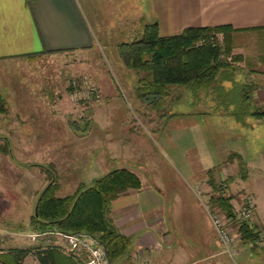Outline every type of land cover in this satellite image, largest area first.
I'll return each instance as SVG.
<instances>
[{
    "label": "rangeland",
    "instance_id": "rangeland-1",
    "mask_svg": "<svg viewBox=\"0 0 264 264\" xmlns=\"http://www.w3.org/2000/svg\"><path fill=\"white\" fill-rule=\"evenodd\" d=\"M80 3L96 30L94 48L0 61V97L8 109L0 115V236H11L5 242L4 237L0 238V251L38 244L41 248L57 247L67 254L66 244L58 236L37 237L33 232L35 236L29 237L37 200L49 184L47 169L55 174V195L63 197L75 193L81 183L91 184L105 174L88 169L98 167L100 158L107 159L103 163L108 171L120 166L111 157L130 156L132 151L136 161L143 158L140 163L145 162L155 171L151 175L160 186L175 188L176 195H182L183 189L190 191L198 184V178L190 177L191 168L197 171L208 165L198 162L199 155L217 164L224 157L221 150L240 146L249 158L262 140L264 119L247 113L213 115L205 132L208 153H202L204 148L197 146L198 133L187 129L193 118L183 107L179 110L174 88L162 104L144 102L145 92L139 84L143 74L125 66L119 55L120 44L140 37L148 0ZM111 16H115V24ZM96 22L102 24L100 28ZM82 76L90 78L98 89V103L70 100L68 80ZM242 121H253L252 130L243 127ZM245 132L254 135L247 143L241 140ZM109 139L119 147L114 155H110L113 151ZM3 147L8 154L1 152ZM140 174L148 182L152 177ZM206 199L202 197L204 203ZM58 257L59 264H63L66 258L61 254ZM34 262L31 255L24 264Z\"/></svg>",
    "mask_w": 264,
    "mask_h": 264
},
{
    "label": "crops",
    "instance_id": "crops-1",
    "mask_svg": "<svg viewBox=\"0 0 264 264\" xmlns=\"http://www.w3.org/2000/svg\"><path fill=\"white\" fill-rule=\"evenodd\" d=\"M148 2L144 25L156 23L160 37L176 36L188 28H231L227 39V45L231 47V55L227 58L231 69L218 72L208 85L174 87L179 110L183 107L193 118L187 129L198 133L197 146L201 145L204 148L202 153L207 154L209 142L205 132L213 115L247 113L252 117L256 111L264 112V0ZM113 18L115 16H111V23ZM95 24L97 28L102 25L99 22ZM94 31L80 0H0V61L21 60L28 55L42 53L83 52L96 46ZM234 56L236 59L232 61ZM254 124L253 121L241 122L250 130ZM182 135V131L179 132V137ZM241 136L246 143L254 138L251 132ZM261 136L254 155L249 158L243 152L245 148L240 146L221 150L224 157L217 164L208 156L200 158L199 155L198 162L208 165L198 167L197 171L191 168L190 177L199 181L190 191L183 189L182 195H176L175 188L160 186L151 175L155 171L145 162L143 165L140 163L143 158L138 159V163L134 152L131 151L130 156L115 154L111 157L120 166L110 169H127L141 181L139 190L125 192L108 206V217L118 232L130 240L127 254L113 264H140L133 257L135 251H140L141 262L146 264H264V250L257 241L245 243L238 238L233 259L222 252L202 203L194 193L196 187H200L206 201L209 200L213 193L207 172L213 170L214 182L222 185L226 196L233 197L231 203L234 208L238 207L243 195L254 199L255 214L251 224L264 233V132ZM109 140L113 151L110 155H114L119 147ZM98 150L101 151L100 146ZM104 161L107 159L100 158L97 161L100 165L89 166V171L101 170L107 174L111 170H106ZM239 161L246 168L244 179L237 178ZM141 172L152 176L149 182L142 178ZM227 178L232 180L225 183ZM84 183L80 187L91 185ZM171 193H174L172 197ZM33 232L29 237L35 236ZM2 237L5 242L11 236L4 233ZM10 249H21V245L2 249L0 264H15ZM59 254L66 258L61 261L63 264H71L64 252L55 255L56 264L60 261ZM33 259L34 264H39L35 256Z\"/></svg>",
    "mask_w": 264,
    "mask_h": 264
},
{
    "label": "trees",
    "instance_id": "trees-1",
    "mask_svg": "<svg viewBox=\"0 0 264 264\" xmlns=\"http://www.w3.org/2000/svg\"><path fill=\"white\" fill-rule=\"evenodd\" d=\"M230 31L229 26L188 28L176 36L160 37L157 24L153 23L144 26L138 40L120 44L118 51L125 66L143 74L139 79L140 88L145 92L142 100L162 104L170 89L208 85L218 72L231 69L227 61L231 55V47L227 45ZM218 33L224 36L223 46L195 47L200 38H208ZM37 55L41 54L28 55L27 58L31 59L30 57ZM235 59L234 56L232 61ZM7 110L4 100L0 97V115L6 114ZM251 115L264 119V112L256 111ZM1 152L8 154L6 147H3ZM238 165V178L244 179L246 168L241 161ZM47 171L49 184L41 191L35 207L36 214L31 218V227L37 237L56 233L92 235L104 246L110 264L124 257L129 250L130 240L118 232L108 217V206L125 192L139 190V177L127 169H114L95 179L91 185L80 187L72 195L60 197L55 195L57 185L52 182L55 174L48 169ZM207 174L213 193L208 200L209 204L223 212L227 218H235L231 203L233 197L226 196L222 185L218 186L214 182L213 170H209ZM231 180L227 178L225 183ZM260 233L253 224L241 223L238 226V238L245 243H255ZM9 251L14 254L15 264H22L30 254L35 256L39 264H56L55 255L60 253V249L53 246ZM67 260L71 264H78L70 256Z\"/></svg>",
    "mask_w": 264,
    "mask_h": 264
},
{
    "label": "built area",
    "instance_id": "built-area-1",
    "mask_svg": "<svg viewBox=\"0 0 264 264\" xmlns=\"http://www.w3.org/2000/svg\"><path fill=\"white\" fill-rule=\"evenodd\" d=\"M224 43V36L214 34L208 38H200L195 47L210 45L212 47H221ZM68 96L73 103H98L100 101V93L95 84L85 76L79 78H71L67 83ZM194 193L202 202L204 211L212 225L216 239L224 254L230 259L237 253L238 226L241 223L251 224L254 220L255 203L250 195H243L237 208H234L235 218H227L226 215L211 206L208 201H202L204 197L200 187H196ZM55 236L60 237L66 244L67 254L79 264H110L106 250L98 239L87 234H65L56 233ZM258 246L264 250V233H260L256 242ZM134 259L140 264V251H135Z\"/></svg>",
    "mask_w": 264,
    "mask_h": 264
},
{
    "label": "water",
    "instance_id": "water-1",
    "mask_svg": "<svg viewBox=\"0 0 264 264\" xmlns=\"http://www.w3.org/2000/svg\"><path fill=\"white\" fill-rule=\"evenodd\" d=\"M35 214H36V209H35Z\"/></svg>",
    "mask_w": 264,
    "mask_h": 264
}]
</instances>
